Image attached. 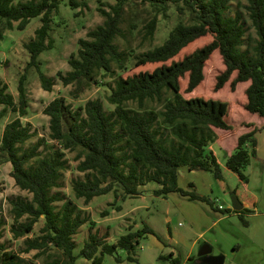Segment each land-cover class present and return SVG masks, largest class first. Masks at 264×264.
I'll return each instance as SVG.
<instances>
[{
	"label": "trees",
	"instance_id": "1",
	"mask_svg": "<svg viewBox=\"0 0 264 264\" xmlns=\"http://www.w3.org/2000/svg\"><path fill=\"white\" fill-rule=\"evenodd\" d=\"M133 1L149 3L156 10L146 24V37L154 36L158 12L167 16L171 4L177 5L181 13L188 10L191 21L178 22L162 44L139 55L132 65L134 69L150 65L152 68L128 73L133 69L125 66L124 52L115 40L123 34L121 24L126 5ZM233 1L116 0L109 10L100 7L105 17L103 24L91 29L86 38H79L78 51L69 59L71 69L66 73L60 71L58 76L65 86L76 83L78 90L86 81L96 82L99 71H111L112 63L116 62L122 72L108 96L114 109L107 111L99 98L89 99L83 107L75 109L64 96L55 97L43 110L50 117L52 140L43 154L40 148L46 142L44 137L26 147L36 132L21 117L29 112L26 82L30 67H36L42 88L53 90L55 79L41 69L39 57L54 48L52 20L59 11L60 0H0V42L5 30H24L33 18L41 21L35 36L25 45L30 60L19 76L17 96L0 78V120L10 111L17 114L5 124L0 136V165L11 162L16 184L32 194L31 198L17 197L10 201L15 221L11 233L15 238L24 237L44 218L41 234L25 238L26 252L56 248L66 256L62 264H76L81 256L93 264H102L104 253L115 254L119 248L130 252L145 234H156L145 225L136 231L130 228L116 243H111L108 235L90 227L88 239L75 254L74 236L89 217L77 212L72 200H67L62 208L57 206L65 200L60 188L68 168L66 151H77V168L85 174L73 181L76 197L88 203L96 196L113 192L115 199L110 206L116 210L122 209L119 201L141 194L139 186L152 181L161 185L154 190L156 195L179 192L191 200H205L214 205L215 201L207 196L183 189L179 185V172L186 167L211 171L221 177L217 157L209 148L220 141L226 143L227 166L241 179H248L244 168L256 157V134L264 129V0H247L250 25L241 11L233 14ZM72 4L79 6L76 0ZM83 4L88 6L86 2ZM251 28L255 36L250 33ZM208 36L210 40L195 46ZM189 46L194 47L187 52ZM215 56L224 69L215 76L212 88L210 80L206 81L205 69ZM227 88L232 93L242 90L243 98H223ZM204 89L207 94H200ZM167 92L172 97H167L161 110L147 106L148 101H163ZM129 102H136L138 108H130ZM24 217L26 221H21ZM5 225V218L0 215V239ZM128 258L133 259L131 255ZM23 262L10 251L4 250L0 255V264Z\"/></svg>",
	"mask_w": 264,
	"mask_h": 264
},
{
	"label": "rangeland",
	"instance_id": "2",
	"mask_svg": "<svg viewBox=\"0 0 264 264\" xmlns=\"http://www.w3.org/2000/svg\"><path fill=\"white\" fill-rule=\"evenodd\" d=\"M76 1L79 4L78 7L73 6L72 0H60L59 11L53 15L52 20L51 34L55 40L54 48L42 52L39 57L41 69L48 76L55 79L53 90L47 91L42 88L36 67H30L27 72L28 78L26 86L29 97V112L27 116L21 117V120L25 125L30 126L32 131L36 132V135L27 142L26 147L31 146L38 139L44 137L46 142L40 148L43 154L47 153V145L52 142L50 139V117L43 111L45 106L57 96H64L67 102L71 103L75 109L83 107L89 99L99 98L103 101L105 109L112 111L114 105L109 102L108 96L112 86L116 83V79L122 72L118 64L113 62L111 71H99L96 82L86 81L78 90H76V83L65 86L60 80L58 73L60 71L66 73L71 69L69 59L72 53H77L78 51L79 38H86L91 29L103 24L105 17L101 14L99 8L102 7L109 10V5L116 2V0ZM83 2H86L88 6H85ZM246 4L247 0H234L232 2V12L234 14L238 10L241 11L246 19L247 25H250L251 22L245 8ZM155 14L156 10L149 3L133 1L126 5L121 24L123 34L117 36L115 43L124 52L125 66L127 68H132V65L139 55L162 44L178 22L191 21L188 10L181 13L178 11L177 5L171 4L167 11V16L158 12L159 21L154 36L146 37V24ZM40 25V18H33L24 30H5L4 39L0 42V78L8 83L9 90L16 96L18 93L17 85L19 76L24 72L30 60V54L25 45L35 36V31ZM250 33L255 36L253 28L250 29ZM210 39L211 37L208 36L195 44V46L201 45ZM193 47L189 46L186 51H191ZM152 67L150 65L137 69L132 68L133 71L129 70L128 73ZM223 69L224 67L217 56L210 59L205 72L206 81L210 80V86L212 88L214 87L215 76ZM230 92L227 88L226 94L222 93V97L229 100H233L234 97L239 100L243 98L242 90H238L236 93ZM199 93L207 94V90L204 89ZM213 95L219 94L214 93ZM167 97H172V94L167 92L163 101H148L147 106L161 110ZM127 105L133 109L138 108L136 102H129ZM16 116V113L10 111L5 118L0 120V136L5 124ZM209 148L214 151L217 157L222 176L216 177L211 171L205 170H195V174H190V171L186 169L188 179L181 176L179 181V185L183 189L191 192L196 191V187L198 186L203 193L205 192L204 194L206 196L215 201L214 207L222 205L225 207H223L224 210L232 208L235 198H244L242 196L244 193H247L248 196L255 194L259 199L262 198V163L256 161L254 157L251 158L250 164L244 168V173L249 179L247 182V180L241 179L236 171L227 166V158L224 150L216 144H211ZM76 155L77 151H66L68 168L63 173V186L60 188L65 195V200L57 203L58 208H62L67 200H72L76 204L77 212L89 217V221L82 225L78 233L74 236L77 245L74 251L75 254H78L83 248L85 241L89 237L90 227H92L93 231L99 229L101 235H109L108 241L116 243L130 228L136 231L142 229L147 224L157 232L163 241H167L171 240L169 239L170 231L176 237L180 233H184L189 235L187 236L188 238L194 239L200 231L206 230L205 227L213 222L212 219L216 220L215 215L208 216L205 211L209 202L205 200H187L179 192H171L166 196L156 195L153 192L154 187L157 186L155 183L148 184L142 195L127 197L125 200L119 201L118 203L122 206L121 210L113 209L114 206H110L115 199L113 192L96 196L90 202L86 203L83 198H77L73 191V181L85 176L77 168L79 160H77ZM11 171V162H2L0 165V215L5 218L6 225L4 227L3 237L0 239V246L4 247V249H0V255L6 250L20 256L24 260L23 264H47L53 261H58L59 264H62L66 256L60 249L25 251V238L37 237L41 234V228L44 225L43 217L36 222L33 231L28 235L15 238L11 233V227L15 221L11 214L10 201L17 197H32L31 193L21 189L16 184L15 179L11 175ZM189 180H193L195 183L192 185L189 183ZM105 210H109V214H104L103 212ZM224 213L228 212L225 211ZM230 217H234L232 220L234 222H222L214 225L213 229H208L205 232L204 237L195 246L194 255H198L200 245L206 239H213L221 235L222 237H218V244L221 245H217L214 251L216 253L226 252L231 257V242L242 237L239 234L242 229L240 227L242 222L236 216ZM21 221H26V218H22ZM91 222H94V225ZM224 227L225 231L222 232ZM154 239H158V236L145 235L140 238V243L136 248L130 252L119 248L115 254L104 253L102 264H175V260L169 254L171 250L170 246L168 244L164 245V248L153 246L152 241ZM172 244L181 253L187 250L182 244ZM98 254L101 255V252L99 251ZM129 255L133 259H129ZM161 255L166 256V258L160 257ZM117 257H120L122 260L118 261ZM197 261L198 258L193 261H188L186 264H197ZM76 264H93V262L81 256L78 257Z\"/></svg>",
	"mask_w": 264,
	"mask_h": 264
},
{
	"label": "crops",
	"instance_id": "3",
	"mask_svg": "<svg viewBox=\"0 0 264 264\" xmlns=\"http://www.w3.org/2000/svg\"><path fill=\"white\" fill-rule=\"evenodd\" d=\"M257 137V154L255 160L262 163V181L263 185L261 186L262 188V198H258L255 194H252L251 196H248L247 193L242 194L244 198H238L241 204L240 209H234L232 206V211L228 213H224V208L221 209L220 205L217 207H214V205H211L210 203L207 205L205 208L207 215L208 216H216V220L212 219V223L208 226L205 227L206 230L200 231L197 237L194 239L188 238L184 233H180L177 237L175 234H173L170 231V236L167 241H163L162 238L157 234H152L148 233L145 235H150V236H158V239H154L152 241L153 246L161 247L164 248V245L168 244L170 246V257L175 260V262L179 264H186L188 261H193L194 259L198 258L201 259V256L199 255H194V249L195 246L200 242V239L204 237L205 232L208 229H213L214 225H218L222 222H234L232 221L234 217L230 216H236L238 219L242 222V229L240 230V235L242 237L237 238V240L231 242V247H232V252H231V257H229L226 252H219L216 253L214 249L216 248L218 244L219 239L218 237H222L221 235H218L216 238L214 237L213 239H206L205 242L200 245V249L203 245L209 244L210 247L212 248L211 254L212 255H224L225 256V261L224 264H264V129L256 134ZM218 145L222 150H225L226 143L224 141H220L218 143H214ZM224 147V148H223ZM186 167L181 168L179 172V181L180 177H186L188 179V175L186 174ZM189 170V169H188ZM190 174H195V170H189ZM249 179H247V182ZM261 181V183H262ZM150 183H155L157 186L154 187V190L158 189L161 187V185L157 182H149L147 184L139 186V189L141 191V194L137 195L140 196L142 195L145 190L146 186ZM190 184H194L195 182L193 180H189ZM199 187H196V192L205 195L203 191H201ZM206 196V195H205ZM135 197V196H134ZM208 197V196H207ZM187 200H191L189 196H185ZM209 198V197H208ZM211 199V198H210ZM213 200V199H211ZM214 203V202H213ZM205 214V213H204ZM231 218V219H230ZM147 225V224H146ZM225 231V227L222 229V232ZM221 232V234H222ZM144 235V236H145ZM109 236V235H108ZM224 238H226L225 235H223ZM108 238V237H107ZM140 243V241H139ZM172 243H177V244H182L184 245L187 250L183 253H181ZM199 249V250H200ZM160 257L166 258V256L161 255ZM228 259V260H227ZM122 260V259H121ZM181 262V263H180ZM197 264H202L201 260L196 262Z\"/></svg>",
	"mask_w": 264,
	"mask_h": 264
},
{
	"label": "water",
	"instance_id": "4",
	"mask_svg": "<svg viewBox=\"0 0 264 264\" xmlns=\"http://www.w3.org/2000/svg\"><path fill=\"white\" fill-rule=\"evenodd\" d=\"M234 209H240L241 204L240 201L235 198L234 199V204H233ZM212 248L210 247L209 244H205L202 246V248L199 251V255L201 256V263L202 264H224L225 261V256L220 254V255H212L211 254Z\"/></svg>",
	"mask_w": 264,
	"mask_h": 264
},
{
	"label": "built area",
	"instance_id": "5",
	"mask_svg": "<svg viewBox=\"0 0 264 264\" xmlns=\"http://www.w3.org/2000/svg\"><path fill=\"white\" fill-rule=\"evenodd\" d=\"M220 208H221V209H223V206H222V205H220Z\"/></svg>",
	"mask_w": 264,
	"mask_h": 264
}]
</instances>
